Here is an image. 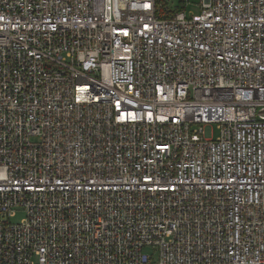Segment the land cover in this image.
Segmentation results:
<instances>
[{
  "label": "built area",
  "instance_id": "obj_1",
  "mask_svg": "<svg viewBox=\"0 0 264 264\" xmlns=\"http://www.w3.org/2000/svg\"><path fill=\"white\" fill-rule=\"evenodd\" d=\"M189 3L0 0V264H264V0Z\"/></svg>",
  "mask_w": 264,
  "mask_h": 264
},
{
  "label": "rangeland",
  "instance_id": "obj_2",
  "mask_svg": "<svg viewBox=\"0 0 264 264\" xmlns=\"http://www.w3.org/2000/svg\"><path fill=\"white\" fill-rule=\"evenodd\" d=\"M188 8L197 11L198 5L202 0H189ZM165 3L168 4L169 9L174 10L175 8H180L182 5V0H164ZM211 134L213 137L218 135V129L215 124H213V128L211 129ZM24 211L22 209H18L15 216L11 218V221L18 222L24 216Z\"/></svg>",
  "mask_w": 264,
  "mask_h": 264
}]
</instances>
